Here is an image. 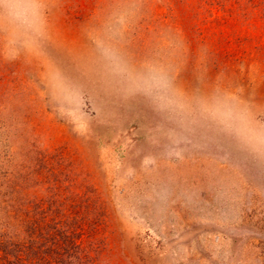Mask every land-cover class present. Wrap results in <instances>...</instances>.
Segmentation results:
<instances>
[{
  "label": "rangeland",
  "instance_id": "1",
  "mask_svg": "<svg viewBox=\"0 0 264 264\" xmlns=\"http://www.w3.org/2000/svg\"><path fill=\"white\" fill-rule=\"evenodd\" d=\"M114 3L49 0L43 55H0V232L58 224L74 264H264V160L210 125L122 101L86 70L88 30ZM162 37L187 53L182 87H223L264 121V0H139L126 48L143 58ZM51 67L74 95L53 94Z\"/></svg>",
  "mask_w": 264,
  "mask_h": 264
},
{
  "label": "clouds",
  "instance_id": "2",
  "mask_svg": "<svg viewBox=\"0 0 264 264\" xmlns=\"http://www.w3.org/2000/svg\"><path fill=\"white\" fill-rule=\"evenodd\" d=\"M48 10L49 0H0V55L41 57L50 39ZM138 11L139 0H115L101 26L88 30L92 49L86 70L122 101L140 100L178 127L210 125L264 160V121L247 102L220 86L186 90L180 85L179 61L187 55L181 42L162 37L139 59L128 51L125 35ZM47 78L53 94L71 96L78 90L58 68H49Z\"/></svg>",
  "mask_w": 264,
  "mask_h": 264
},
{
  "label": "trees",
  "instance_id": "3",
  "mask_svg": "<svg viewBox=\"0 0 264 264\" xmlns=\"http://www.w3.org/2000/svg\"><path fill=\"white\" fill-rule=\"evenodd\" d=\"M9 226L8 224L3 227ZM61 226L54 224L50 226V231L35 235L31 232L21 233L20 231L9 230L8 233L0 232V264H40V250L44 253L53 254L52 260H45V264H74V252L77 250V244L69 242L68 238H62L64 230ZM49 232V233H48ZM41 240L39 241V239ZM41 246V247H40ZM41 248V249H40ZM53 252V253H52ZM64 253L67 255L64 256ZM63 257V258H62Z\"/></svg>",
  "mask_w": 264,
  "mask_h": 264
}]
</instances>
